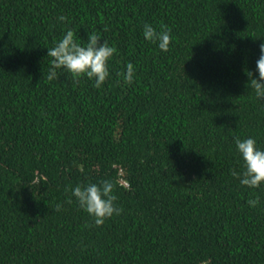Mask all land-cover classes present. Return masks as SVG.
Masks as SVG:
<instances>
[{
	"label": "trees",
	"instance_id": "1",
	"mask_svg": "<svg viewBox=\"0 0 264 264\" xmlns=\"http://www.w3.org/2000/svg\"><path fill=\"white\" fill-rule=\"evenodd\" d=\"M66 27L117 49L101 88L47 79ZM261 43L264 0H0V264H264V187L239 184L233 143L264 147ZM101 180L123 211L96 226L68 197Z\"/></svg>",
	"mask_w": 264,
	"mask_h": 264
},
{
	"label": "clouds",
	"instance_id": "2",
	"mask_svg": "<svg viewBox=\"0 0 264 264\" xmlns=\"http://www.w3.org/2000/svg\"><path fill=\"white\" fill-rule=\"evenodd\" d=\"M60 22L66 17L61 15ZM145 41L155 44L161 51L167 52L172 44V29L167 25L159 28L145 23L142 29ZM102 34L93 30L87 33V39L77 38L74 30L66 27L62 38L54 41L53 46L47 47V56L51 57L52 67L48 71L49 81L58 78V70L70 73L74 79L87 77L93 81V86L101 88L107 79H110V62L117 49L110 45L106 39L101 43ZM248 77L247 88L252 91L257 101H264V43L259 46V57L256 60L255 72L245 69ZM123 82L131 85L136 76L133 63L128 62L121 73ZM235 151L243 162V171L238 174L239 184L248 189L264 187V147L258 144L254 136L233 138ZM115 185L111 180H101L98 183L77 184L71 188L68 197L71 203L74 199L80 209L88 214L96 226L103 225L106 220L118 216L123 211L117 206L118 197L114 193ZM250 207L260 205L257 195L247 201ZM61 205H57V211Z\"/></svg>",
	"mask_w": 264,
	"mask_h": 264
}]
</instances>
